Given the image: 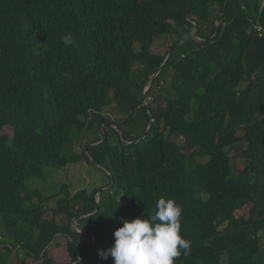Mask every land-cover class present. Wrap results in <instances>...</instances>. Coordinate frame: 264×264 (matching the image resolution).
<instances>
[{
    "label": "trees",
    "instance_id": "trees-1",
    "mask_svg": "<svg viewBox=\"0 0 264 264\" xmlns=\"http://www.w3.org/2000/svg\"><path fill=\"white\" fill-rule=\"evenodd\" d=\"M263 2L0 0V264H114L99 253L120 218L153 213L161 196L191 242L175 264H264ZM193 31L201 40L167 59ZM82 160L107 184L47 196L30 183ZM57 236L68 261L52 254Z\"/></svg>",
    "mask_w": 264,
    "mask_h": 264
},
{
    "label": "clouds",
    "instance_id": "clouds-1",
    "mask_svg": "<svg viewBox=\"0 0 264 264\" xmlns=\"http://www.w3.org/2000/svg\"><path fill=\"white\" fill-rule=\"evenodd\" d=\"M61 41L69 47L75 37L69 32ZM181 216L175 199L161 196L153 213L135 219L121 217L123 224L114 232V244L99 254L104 259L111 256L114 264H175L182 253L187 256L191 251V242L180 231Z\"/></svg>",
    "mask_w": 264,
    "mask_h": 264
},
{
    "label": "rangeland",
    "instance_id": "rangeland-1",
    "mask_svg": "<svg viewBox=\"0 0 264 264\" xmlns=\"http://www.w3.org/2000/svg\"><path fill=\"white\" fill-rule=\"evenodd\" d=\"M167 46L166 39L159 37L154 41V49L159 52H164ZM105 114L109 118L119 119L120 113L113 111L110 107L106 108ZM5 133L11 134L12 130L10 128L4 129ZM135 134V133H134ZM101 135V130L98 126H95L94 129L82 137L74 138L72 142L73 150L76 152H82L85 145ZM114 141H117V138H114ZM243 148V146L237 145L233 148L232 152H235L238 149ZM47 177L46 179H36L31 183L35 188L42 189L47 196H55L57 189L60 188L61 183H67L71 185V190L76 192L80 189L86 188L92 190L94 188L101 187L106 185L108 182L107 177L104 173L99 170L96 166L89 164L86 160H82L76 164H70L65 169H52L47 168ZM56 197L50 201L51 206H55ZM75 227L78 228L75 223ZM79 229V228H78ZM66 238L63 236H57L55 241L50 244V249L52 254L57 255V259L60 261H68L69 257L66 255ZM56 242H59V246L56 245ZM263 242V241H262ZM264 246V242L262 247ZM225 259L223 264H225ZM28 264H36L38 262L28 259ZM259 264V263H258Z\"/></svg>",
    "mask_w": 264,
    "mask_h": 264
},
{
    "label": "water",
    "instance_id": "water-1",
    "mask_svg": "<svg viewBox=\"0 0 264 264\" xmlns=\"http://www.w3.org/2000/svg\"><path fill=\"white\" fill-rule=\"evenodd\" d=\"M218 32H219V26H218V28H217V30H216V34H215V35H217ZM190 40H201V38L198 37V36H196L194 31L191 32V33H189L188 35H185V36L179 38V39L173 44L172 48L170 49L169 54H168V56H167V59L173 54L174 50H175L178 46H180L181 44H183V43H185V42H187V41H190ZM167 59H166V60H167ZM163 65H164V64H163ZM163 65H162V66L157 70V72L153 75L152 79H155V77L159 74V72L162 70ZM149 88H150V85L147 87V89H146V91H145V93H144V96H143V101H144V102H146L145 100H146V97H147V94H148V90H149ZM149 110H150V109H149ZM149 112H150V111H149ZM153 121H154V119H151V121H150V123H149V126L147 127L146 131H145L144 134L141 136V138H145V137H146V135L148 134V132H149V130H150L152 124H153ZM104 123H105V121H104V120H101V125H102V126L104 125ZM109 123H110V124H113L112 121H110ZM122 137H123L124 141H127V140L125 139V136H124L123 134H122ZM137 141H139V140H134L133 142H137ZM105 189H107V188H105ZM95 239H96V237L94 236V241H95Z\"/></svg>",
    "mask_w": 264,
    "mask_h": 264
},
{
    "label": "built area",
    "instance_id": "built-area-1",
    "mask_svg": "<svg viewBox=\"0 0 264 264\" xmlns=\"http://www.w3.org/2000/svg\"><path fill=\"white\" fill-rule=\"evenodd\" d=\"M264 3V2H263ZM255 29L258 32V35L260 37L264 38V26L262 24H260L259 22L255 25Z\"/></svg>",
    "mask_w": 264,
    "mask_h": 264
}]
</instances>
